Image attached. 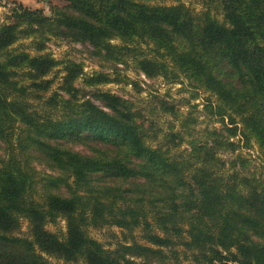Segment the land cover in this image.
<instances>
[{
    "label": "trees",
    "instance_id": "16d2710c",
    "mask_svg": "<svg viewBox=\"0 0 264 264\" xmlns=\"http://www.w3.org/2000/svg\"><path fill=\"white\" fill-rule=\"evenodd\" d=\"M59 1L47 13L12 2L9 22L0 26V264H51L44 256L183 264L177 249L189 264H264V179L224 173L213 147L177 153L178 136L168 146L147 144L124 100L97 92L98 107L77 99L72 85L82 66L72 62L60 86L68 99L54 94L46 102L61 115L42 116L30 108L27 91H45L49 84L39 80L58 63L10 50L31 40L43 52L53 38L89 45L93 54L115 57V66L128 58L148 79L183 76L216 98L217 115L233 126L229 139H253L264 154V0H198L206 10L200 14L182 3L152 5L166 0ZM20 70L27 71L28 89L14 80ZM83 79L86 87L110 82L98 73ZM32 161L55 174L40 175ZM57 220L65 222L61 237L45 230ZM21 221L26 237L18 234ZM105 227L138 231L146 245L131 236L106 250L86 233Z\"/></svg>",
    "mask_w": 264,
    "mask_h": 264
},
{
    "label": "rangeland",
    "instance_id": "374dc122",
    "mask_svg": "<svg viewBox=\"0 0 264 264\" xmlns=\"http://www.w3.org/2000/svg\"><path fill=\"white\" fill-rule=\"evenodd\" d=\"M19 1V0H17ZM16 0H0V26L9 22V17L13 10V3ZM22 1V0H21ZM178 3L184 4L195 14L206 11L198 0H166L165 2H155L152 5L174 6ZM27 7L29 4L24 1ZM28 4V5H27ZM37 8L48 12V5H62L59 0H36ZM31 8V7H29ZM211 16L217 21L222 22L221 12L216 9L210 10ZM45 42L46 48L42 52L36 51L31 40H23L12 46L10 50L25 52L29 57L39 55H49L58 64L39 82H47L48 88L45 91H36L33 88L27 91L26 100L34 111L56 118L61 115L60 110L46 107V102L56 94L63 99H68L66 94L60 91V86L64 81L65 64L72 62L82 66V77L73 82V87L79 90L77 99H90L96 106L101 107L100 102L95 99L97 92L110 93L127 102L136 116L137 124L143 126L147 144L151 146L170 145L173 136H178L180 148L177 153L191 150L192 145L203 146L216 149L215 158L223 164L224 173L228 175L236 174L239 177H254L264 179V154L253 139L244 142L239 136L229 139L227 128L229 125L228 117L217 115L216 108L219 106L216 98L197 88L185 79L179 76L177 81L171 82L162 77L148 79L144 77L137 69L134 62L128 58L122 60L123 65L113 63L115 57L104 59L102 55L93 54L89 45H80L69 43L66 40H57L49 38ZM112 44L119 45L118 41ZM45 47V46H44ZM146 55L152 56L144 46ZM0 61L5 59L1 56ZM26 70H20L18 77L14 79L21 86L29 88L31 81L26 77ZM106 74L110 82L94 87H86L84 76L93 74ZM237 121V119H236ZM240 125L238 126L239 129ZM233 143L237 149L232 151L224 143ZM178 143V139L175 144ZM70 149L79 153L87 151L76 145H68ZM173 152H176L173 150ZM32 166L40 175L48 176L55 173L48 169L39 161H32ZM27 223L20 222L19 236L26 237L28 234ZM45 230L51 234L61 237L65 234V222L57 220L54 224H47ZM88 237L100 243L104 249L112 250L119 243H129L132 236L139 244L146 245L141 239V233L136 231L131 235L122 232L114 227H105L101 229L88 228L86 230ZM126 238V239H124ZM180 253L179 259L183 264L191 262L190 257L187 261L183 260L182 249H177ZM187 256H189L187 254ZM51 264H82V263H64L63 261L44 256Z\"/></svg>",
    "mask_w": 264,
    "mask_h": 264
},
{
    "label": "crops",
    "instance_id": "0c3cea01",
    "mask_svg": "<svg viewBox=\"0 0 264 264\" xmlns=\"http://www.w3.org/2000/svg\"><path fill=\"white\" fill-rule=\"evenodd\" d=\"M17 1V0H16ZM24 1H27V3L29 4H27L28 6L27 7H31V8H37V6H36V4H35V1L36 0H19V1H17L18 3H21L23 6H25V4H23V2Z\"/></svg>",
    "mask_w": 264,
    "mask_h": 264
}]
</instances>
